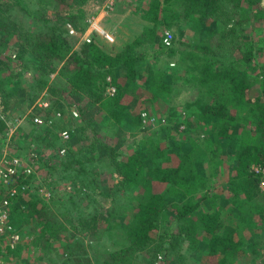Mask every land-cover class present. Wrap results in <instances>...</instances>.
Returning <instances> with one entry per match:
<instances>
[{
	"label": "trees",
	"instance_id": "1",
	"mask_svg": "<svg viewBox=\"0 0 264 264\" xmlns=\"http://www.w3.org/2000/svg\"><path fill=\"white\" fill-rule=\"evenodd\" d=\"M67 1L80 8L78 13L53 20L44 12L37 19L27 13L50 31L29 39L27 70L53 73L62 65L60 76L77 95H89L98 109L117 123L132 122L137 127L143 122L138 114L140 98L162 102L177 83L195 84L199 90L192 104L198 107L196 112L170 114L171 119L180 120L173 127L180 139H172L182 152L177 166L159 149L157 141L153 151L142 145L140 151L128 155L112 154L122 186L133 190L137 196L132 199L137 200L123 210L129 211L130 221L125 227L124 246L108 254L106 264H133L132 258L152 249L170 253L181 241L201 248L203 256L214 261L212 264H243L252 252L257 257L263 249L251 252L248 242L261 232L255 218L264 216V65L257 63L264 58V0H152L147 11L140 14L141 33L121 46L93 37L80 51L73 50L64 26L70 23L76 30H85L81 25L87 17L83 7L89 0H40L38 4L58 10ZM14 4L24 8L20 0ZM53 21L57 22L52 27ZM13 26L0 10V47L6 49L15 38L18 29ZM16 27L21 29L20 25ZM185 27L193 32V39H185ZM163 29L176 31L170 47L159 36L163 34L158 31ZM254 32H260L261 38ZM145 46L150 47L142 50ZM23 55L13 59L0 52L1 97L16 89L8 65L18 57L24 65ZM162 55L178 57L177 69L143 64ZM51 88L55 90L53 85ZM109 88L115 89L113 96L108 94ZM6 131L7 122L0 120V145L7 141ZM7 146L17 152L22 148L15 143ZM66 157L56 154L60 161L55 163L39 160L40 167L20 179L15 189L0 193V202L11 200V232L22 237L14 247L9 242L0 247V264L9 258H23V251L38 256H68L71 263L78 264L81 257L77 253L86 255L82 242H76L73 250L74 246L61 240L54 223L46 218V210L63 199L57 187L61 181L54 180V172L65 175L77 165L64 161ZM224 162H228L227 167L222 166ZM82 166L78 160L77 168ZM45 169L46 178L42 176ZM221 170L224 176L227 174L223 182L218 177ZM13 190L17 191L14 196ZM224 211L237 212L252 234L251 240L243 239L241 231L221 221ZM176 225L178 230L174 232ZM25 228L30 229L28 235Z\"/></svg>",
	"mask_w": 264,
	"mask_h": 264
},
{
	"label": "rangeland",
	"instance_id": "2",
	"mask_svg": "<svg viewBox=\"0 0 264 264\" xmlns=\"http://www.w3.org/2000/svg\"><path fill=\"white\" fill-rule=\"evenodd\" d=\"M20 1L24 8L14 4L16 0H0V10L4 11L9 22L13 23V28L18 29L11 44L6 49L0 47V52L5 56L12 55L13 59H16V56H22L25 52L23 55L25 56L24 65L19 57L16 62L12 59L13 63L8 65L7 71L14 76L16 89L7 94L6 98L0 96V120L7 122V141L4 144L5 147L3 144L0 145V162L7 155L6 153L10 157L21 158L33 169L40 167L39 160L41 159L46 162H59L60 160L55 158L56 154L61 157L67 155L63 160L74 161L77 165L80 160L83 165L81 168H77L76 165L74 171L65 175L59 171L54 172V180L61 181L57 187L60 198L63 199L46 210V218L54 223L61 240L68 241L73 246L76 242L84 244L86 255L82 257L77 253L81 257L79 264H106L107 255L124 246L125 227L130 221L129 211L123 213V210L127 205H132L134 200H137V198L132 199L133 195L137 196L133 190H126L122 186L123 179L115 171L116 166L112 154L128 155L140 151L142 145H148L147 147L153 151L154 141H157L159 149L171 158L174 166H177L182 152L178 146L173 144L172 139H180V134L173 128L179 125L180 120L178 118L171 119L170 114L179 115L184 114L185 111L189 114L196 112L198 107L192 104L196 101L199 90L195 88V84L182 86V83H177L172 85L174 92L165 93L166 96L162 102L154 103L148 101L146 97H142L140 98L142 105L138 112L143 120L141 126L137 127L132 122L117 123L111 117L108 118L104 111L98 109V105L89 95H77L67 85L66 80L59 73L62 65H59L53 73L39 71L34 74L25 68L26 63L30 62L27 52L30 50L28 48L30 47L29 39L35 34L46 35L50 32L46 31L43 24L35 21L27 13L34 14V18L37 19L40 18L39 14L44 12L53 20L55 17L61 19L65 15L78 13L80 8L69 1L62 3L58 10L49 6L40 7L38 4L40 0ZM151 1L122 0L120 3L119 0H116L113 11L109 12L110 15L101 12L103 17L101 15L92 17L97 13L98 4L96 0H89L88 4L83 7L87 17L81 25H85V30H76L70 23L64 26V29L68 30L69 40L74 44L73 50L80 51L81 46L92 42L93 37L103 40L104 38L101 36H108L109 40L105 39L108 43L121 46L131 36L142 32L140 16L147 11ZM118 8H120L119 11H117ZM112 13L116 14L113 16ZM55 22L57 21H53L50 25L53 27ZM143 24L145 25L144 22ZM17 25H20L21 29L17 28ZM91 25L97 28L100 35L96 32L93 33ZM184 30L186 31L185 39H193V32L187 27ZM71 31H75V33L72 34ZM165 31L171 32L173 36L176 32L175 29H163L158 33L164 34ZM92 34V37L88 36ZM248 34L252 35L251 32ZM253 34L255 37L261 38L260 32ZM159 36L162 37V35ZM262 37L264 38V36ZM118 39L122 40L118 41ZM24 45L26 47H23ZM149 47L145 46L142 50ZM183 49L182 46L181 50ZM178 59V57L162 55L143 64H154L156 69L165 65L170 71H173L177 69ZM257 63L264 65V58H260ZM173 64L174 66H172ZM40 68L42 67L40 66ZM41 82L47 84L44 85ZM52 85L55 90H52ZM110 89H108V94L113 96L109 92ZM166 128L172 129V132L169 134ZM183 129L184 127L180 128V130ZM198 133H194L193 136L197 137ZM155 135L160 137L155 138ZM8 143L10 145L15 143L22 148L17 152L15 148L7 146ZM227 164L228 162H224L222 166L227 167ZM211 171L213 173L214 169L211 168ZM47 174L48 170H42L44 178L47 177ZM225 176L224 171L221 170L218 177L222 182ZM262 188L264 190V184H262ZM236 213L224 211L221 221L225 225L241 231L243 239L251 240L252 234L248 231L246 223ZM255 220L258 221V228L261 229V232L254 237V240L248 242V248L251 252L255 248L263 249V251L258 252L257 257L254 256L256 252H252V256L243 259V264H264V224H262L264 216L255 218ZM25 229L23 231L28 235L30 229ZM177 230L178 226L176 225L174 232ZM20 238L22 241L21 236ZM7 240L5 237L2 244H7ZM163 252L157 253L155 249H152L145 254L140 253L136 256L137 259L132 258L133 264H212L214 262L207 256H203L205 252L201 248L194 247L187 241L178 243L175 250L166 253L167 255ZM54 254L43 255L41 253L38 256L23 251L20 254L21 256L25 255L23 258L17 256L3 260V263L78 264L77 262L71 263V257L64 256L63 258ZM87 260L90 263H86Z\"/></svg>",
	"mask_w": 264,
	"mask_h": 264
},
{
	"label": "built area",
	"instance_id": "3",
	"mask_svg": "<svg viewBox=\"0 0 264 264\" xmlns=\"http://www.w3.org/2000/svg\"><path fill=\"white\" fill-rule=\"evenodd\" d=\"M96 3L98 4V10H96V12L100 13V10H101V12H106L107 14L110 15L109 12L113 11L115 4H116V0H96ZM94 16H97V15H92V17ZM91 29L93 30V33L94 32L98 33L97 28H94L92 25H91ZM71 32L72 34L75 33V31H71ZM98 34L100 35V33ZM88 36L92 37L93 34L88 35ZM101 37L109 40L108 36L107 37L101 36ZM173 39H174V36L169 31H165L164 34L162 35V41L167 47H170L172 45ZM172 66H174V64ZM109 92L111 95H114L115 89L111 88ZM45 106H47V104H45ZM6 154L7 155H5L2 161L0 162V193L2 191L7 192V190H4V189H8V190L15 189L13 186H15L18 183V181H20V179H24L25 177L30 176L34 172V169L32 168V166L22 161L21 158H18V157L13 158V157H10L8 153ZM16 192L17 191L13 190L11 195L14 196ZM10 203H11V200H8V199H3V201L0 202V247L1 245H3L2 240L5 237H7L8 240L6 242H9L10 243L9 245L11 247H14L21 241L20 235L16 231L11 232L12 229L9 225Z\"/></svg>",
	"mask_w": 264,
	"mask_h": 264
},
{
	"label": "crops",
	"instance_id": "4",
	"mask_svg": "<svg viewBox=\"0 0 264 264\" xmlns=\"http://www.w3.org/2000/svg\"><path fill=\"white\" fill-rule=\"evenodd\" d=\"M119 2L121 3L122 0H119ZM113 14H114V13H112V15H113ZM115 14H116V13H115ZM115 14H114V15H115ZM96 15H97L98 17H99V15H101L102 17L104 16V15L101 13V10H100V13L97 12ZM114 15H113V16H114ZM104 19H107V18H104ZM106 30H107V29H106ZM126 35H127V34H126ZM121 40H122V39H118V41H121Z\"/></svg>",
	"mask_w": 264,
	"mask_h": 264
}]
</instances>
